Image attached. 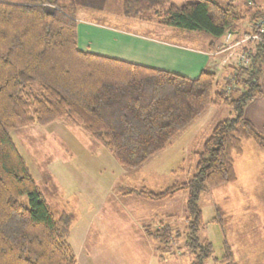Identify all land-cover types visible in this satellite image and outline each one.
I'll return each instance as SVG.
<instances>
[{
    "label": "trees",
    "instance_id": "16d2710c",
    "mask_svg": "<svg viewBox=\"0 0 264 264\" xmlns=\"http://www.w3.org/2000/svg\"><path fill=\"white\" fill-rule=\"evenodd\" d=\"M176 1L188 2L177 6ZM83 12L155 20L213 40L245 20L232 6L213 0H0V264H76L66 239L68 216L54 218L10 138L11 130L66 120L133 170L163 151L208 107L225 106L232 118L213 127L187 182L158 193L137 192L148 201L186 192L192 233L186 246L195 255L194 264H202L211 247L207 244L200 255L195 251L202 249L195 235L201 225L200 197L236 181L233 157L241 156L244 142L264 150V134L244 117L245 107L261 95L264 27L260 33L255 26L259 39L228 68L219 87V79L207 69L190 80L80 50L77 15ZM245 14L253 24L264 23L261 11L247 9ZM234 86L238 90L230 94ZM169 230L161 235L146 228L144 235L168 243ZM220 264H232L230 252Z\"/></svg>",
    "mask_w": 264,
    "mask_h": 264
},
{
    "label": "rangeland",
    "instance_id": "374dc122",
    "mask_svg": "<svg viewBox=\"0 0 264 264\" xmlns=\"http://www.w3.org/2000/svg\"><path fill=\"white\" fill-rule=\"evenodd\" d=\"M213 1L222 7L232 6L245 17L238 28L219 40L212 39L208 47L217 62L219 57L230 61H220L223 65L214 71L220 87L221 78L229 74L228 68L236 66L246 54L244 50L259 39L254 30L257 24V30L263 32L264 23L249 22L245 11L264 13V0ZM187 2L174 4L182 6ZM77 17L79 23L204 47V33L166 28L155 20L91 12ZM236 31L242 34L239 40L233 38ZM240 45H245L243 50L238 48ZM87 48L81 50L96 52L93 47ZM234 87L230 94L238 90ZM229 118L232 113L228 107H208L163 151L133 170L123 168L81 126L66 120L46 126L33 124L11 130L9 135L54 218L68 216L66 239L76 264H194L195 255L186 246V238L192 235L186 219V192L164 201L144 200L137 192L146 189L158 193L187 182L194 173L196 153L213 127ZM249 145L264 151L247 141L241 156L233 157L235 175L242 167L247 180L238 173L234 183L208 190L198 201L201 225L195 235L202 249L195 251L200 255L207 244L211 247V255L202 264H220L225 252L232 255V264H264V156L249 149ZM146 228L161 235L171 229L169 242L148 239L144 235Z\"/></svg>",
    "mask_w": 264,
    "mask_h": 264
},
{
    "label": "crops",
    "instance_id": "0c3cea01",
    "mask_svg": "<svg viewBox=\"0 0 264 264\" xmlns=\"http://www.w3.org/2000/svg\"><path fill=\"white\" fill-rule=\"evenodd\" d=\"M234 36L233 38L239 40L242 34L236 31ZM202 38H204V47L177 44L138 32L88 22H78L77 25V45L80 50L81 47L85 49L89 45L87 49L93 47L96 52L91 51L92 49L85 52L163 70L190 80L196 79L202 70L207 69L214 72L220 69V65H223L220 61L230 64V61L224 57H219L217 62V56L214 57L208 52V47L213 42L212 39L207 35ZM243 46L245 47V45H240L238 48L243 50ZM237 57H242V55H237ZM260 85L261 95L245 107L244 117L264 134V66ZM249 149L264 156V151L257 149L254 145H249ZM239 170V172L236 171L237 176L238 173L244 172L242 167ZM251 180L253 181L252 178Z\"/></svg>",
    "mask_w": 264,
    "mask_h": 264
}]
</instances>
